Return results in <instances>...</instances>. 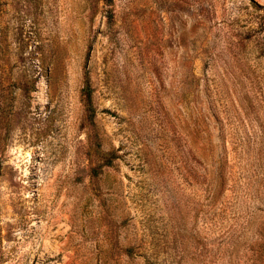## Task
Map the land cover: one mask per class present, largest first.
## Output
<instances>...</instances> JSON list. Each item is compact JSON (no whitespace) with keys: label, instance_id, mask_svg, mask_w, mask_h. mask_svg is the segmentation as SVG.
<instances>
[{"label":"rangeland","instance_id":"1","mask_svg":"<svg viewBox=\"0 0 264 264\" xmlns=\"http://www.w3.org/2000/svg\"><path fill=\"white\" fill-rule=\"evenodd\" d=\"M0 264H264V0H0Z\"/></svg>","mask_w":264,"mask_h":264},{"label":"trees","instance_id":"2","mask_svg":"<svg viewBox=\"0 0 264 264\" xmlns=\"http://www.w3.org/2000/svg\"><path fill=\"white\" fill-rule=\"evenodd\" d=\"M88 86L89 85H87V87L85 88V95L87 98V111H88L89 118L93 119L95 116V109H94L93 104H92L91 94H90Z\"/></svg>","mask_w":264,"mask_h":264}]
</instances>
